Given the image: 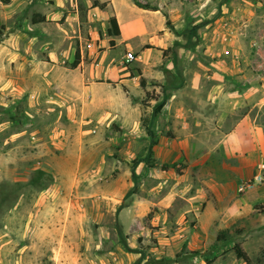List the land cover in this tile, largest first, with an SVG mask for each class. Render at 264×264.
<instances>
[{
	"label": "rangeland",
	"instance_id": "obj_1",
	"mask_svg": "<svg viewBox=\"0 0 264 264\" xmlns=\"http://www.w3.org/2000/svg\"><path fill=\"white\" fill-rule=\"evenodd\" d=\"M93 1L0 0V264H245L234 242L251 264H264V230L247 229L255 213L228 229L202 228L197 193L210 192L206 172L175 144L170 162L151 144L183 126L193 102L189 78L207 87L209 78L237 80L242 69L255 78L252 97L264 89V0H135L148 9ZM115 10L117 36L108 33ZM37 14L45 21L33 23ZM76 49L81 61L73 68ZM127 51L135 55L129 63ZM88 81L123 85L126 96L120 86L96 88L111 107L148 110L146 121L123 122L112 109L97 116ZM177 89L172 102L183 108L171 120ZM235 92L226 90L228 101ZM221 232L227 241L216 239Z\"/></svg>",
	"mask_w": 264,
	"mask_h": 264
},
{
	"label": "crops",
	"instance_id": "obj_2",
	"mask_svg": "<svg viewBox=\"0 0 264 264\" xmlns=\"http://www.w3.org/2000/svg\"><path fill=\"white\" fill-rule=\"evenodd\" d=\"M115 11L118 24L122 29L118 19L119 13L117 10ZM146 50L149 49L145 48L142 52L145 53ZM240 71L238 76L236 75L234 78L237 79L236 77H238L239 80L228 81V83L223 80L213 83V80L209 78L207 87L200 86V83L195 84L194 78H189L186 81V87L187 89L189 86L191 87L193 102L186 106V116L182 121L183 126L181 128L176 127L170 141L160 136L154 144L153 150L159 158L170 162L174 158L171 156L173 155V144H175L177 148L184 150L186 161H192L189 164L199 165V170L202 173L206 172L202 181L209 187L210 192L209 194L204 192L203 188V193H197L202 198V208L198 214V222L202 228L228 229L242 217L255 213L249 221L250 224L247 229H249V234L258 235L261 230H264V223L259 221L260 215L264 213L258 211L255 206L264 204V181L251 187L243 188L241 186L243 181L252 178L257 173L258 164L264 162V119H262V117L264 118V111L263 113L256 110L252 112L253 108L258 106L261 108L264 105V89H260L257 97H252L251 92L257 87L249 81L255 78H252L248 71L242 69ZM143 75L142 77L145 78ZM97 83L106 85L101 87L106 90H113L120 86L124 96L127 92L120 83L88 81L87 96H89L90 104L97 106V116L105 115L109 113L107 109H112L113 115L122 118L121 121L123 120V122L127 121L128 117L133 119V122H138L137 125L146 121L149 111L141 108V106H137L138 113L132 110L124 112L122 107L129 106L128 103L121 102V106H117L119 109L111 107L113 105L109 104L108 98L104 99L98 95ZM231 85H233L232 89L229 88ZM240 88L245 91V96L238 92ZM226 90L236 91L233 94L236 97L235 100H227ZM178 91L179 89L172 92L171 103H169L171 106H174L172 99L178 95ZM239 94L240 97H238ZM231 103L233 106L229 112L227 108ZM121 108L122 110H120ZM173 108L177 110V113L171 115V120L175 115L181 116L178 111L182 112L183 104L181 102L176 103ZM233 113L234 115L231 116ZM227 115L231 118H227ZM122 125L124 124L122 123ZM223 147L226 148V151L219 155L217 150ZM197 149L203 151L194 155L193 150ZM173 171V164L167 167L169 175H172ZM173 190V188L170 189L160 198L158 202L160 210L163 209L162 206L167 207L168 204L165 201L169 199V195H173ZM186 191L188 190L186 189ZM181 195L183 198L187 197V195ZM189 198L185 200L188 201ZM194 209L197 210L192 206L189 211ZM203 237L204 234H201L199 237L201 241H203Z\"/></svg>",
	"mask_w": 264,
	"mask_h": 264
},
{
	"label": "trees",
	"instance_id": "obj_3",
	"mask_svg": "<svg viewBox=\"0 0 264 264\" xmlns=\"http://www.w3.org/2000/svg\"><path fill=\"white\" fill-rule=\"evenodd\" d=\"M3 1H8V0H3ZM133 2L138 6V7H142V8H149V6H147L146 4L145 5H141L139 2L133 0ZM106 1L105 2H100L99 0H94L93 1V5L94 6H98L99 8H104L106 6ZM150 9L152 10H156V8H152L150 7ZM42 21H45V17L44 16H39L37 14L36 17H33L32 18V22L33 23H37V22H42ZM109 23H110V28L108 29V33L110 35H113V36H117L120 34V27H119V24H118V21H117V18L115 15H112L109 19ZM0 37H1V32H0ZM110 42V45H113L114 44V39H110L109 40ZM147 47H151V46H147ZM81 61V56H80V52H79V49H76L75 53H74V59L72 60V63H71V66L73 68L77 67L79 65ZM140 83H141V86L144 88L145 87V82H144V78H141L140 80ZM164 105V102H160L155 108H154V112H159L161 107ZM149 132L150 135H152V133L149 131V129L147 130ZM156 143V140L154 138H152L151 140V144H155ZM152 155V150L149 149V152H148V158H150ZM255 208L264 213V204H257L255 206ZM148 215H150V212L148 213ZM217 240H221V241H227V234L225 232H221L217 235L216 237ZM231 250L234 252L235 256L238 258V259H241L245 264H251V258L250 256L248 255V253L246 252L245 248L243 247L242 243L241 242H234L231 246ZM174 260H172L171 258H167L166 259V262H172ZM166 262H163L161 264H165Z\"/></svg>",
	"mask_w": 264,
	"mask_h": 264
},
{
	"label": "built area",
	"instance_id": "obj_4",
	"mask_svg": "<svg viewBox=\"0 0 264 264\" xmlns=\"http://www.w3.org/2000/svg\"><path fill=\"white\" fill-rule=\"evenodd\" d=\"M126 62H132L135 59V55L132 51H127L124 55ZM264 181V162L258 164L257 173L250 179L243 181V187H251Z\"/></svg>",
	"mask_w": 264,
	"mask_h": 264
}]
</instances>
